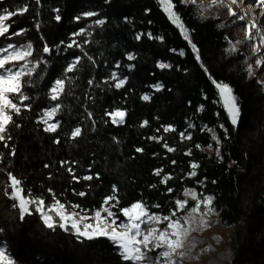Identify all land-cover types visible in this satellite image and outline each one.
<instances>
[{
	"label": "trees",
	"instance_id": "16d2710c",
	"mask_svg": "<svg viewBox=\"0 0 264 264\" xmlns=\"http://www.w3.org/2000/svg\"><path fill=\"white\" fill-rule=\"evenodd\" d=\"M172 3L184 31L158 0H0V14L27 8L6 21L0 47L31 44L34 67L22 89L29 99L14 98L21 111L0 140V242L15 264L133 262L106 237L48 229L35 203L22 220L5 195L9 173L46 209L58 200L87 216L108 207L123 218V209L141 203L175 218L183 212L178 200L210 196L219 229L203 240L210 249L202 264H264V83L251 69L253 42L230 11L218 17ZM57 79L65 86L52 100ZM217 83L237 97V125ZM56 106L54 119L44 116ZM117 111L125 113L121 124L113 123ZM46 119L59 124L55 132L45 131ZM145 253L148 264H162L158 251Z\"/></svg>",
	"mask_w": 264,
	"mask_h": 264
},
{
	"label": "snow or ice",
	"instance_id": "6c2138e0",
	"mask_svg": "<svg viewBox=\"0 0 264 264\" xmlns=\"http://www.w3.org/2000/svg\"><path fill=\"white\" fill-rule=\"evenodd\" d=\"M164 5V11L168 13L169 17L172 19L173 23H176L178 27L184 31L182 23H179V17L173 11L174 5L172 0H160ZM185 4L189 0H183ZM261 4H264V0H259ZM39 3V0H37ZM193 5L196 4V0H191ZM232 3H238V0H232ZM229 7L228 5H225ZM249 7L252 6L250 3ZM205 11L206 9H200ZM231 15L237 16V13L232 11L229 7ZM27 12V8H21L19 13L10 12L7 9L3 10V14H0V37H5L9 32L10 25L6 23L12 16L17 14H22ZM88 17L96 15L94 12H88L85 14ZM246 15V13H245ZM239 20H244V15L237 16ZM56 19L59 20L60 17L56 16ZM79 19V17L77 18ZM98 24L103 25L104 21H97ZM253 25L248 26V39L251 40V31L250 28ZM21 32L15 33V35H20ZM81 34V33H77ZM187 39V36L185 37ZM264 40V37L261 38ZM72 47V45H68ZM195 48V45H193ZM45 52L50 51L47 47L44 48ZM257 54L259 53V47H256ZM182 54V53H181ZM32 56V45L28 44L26 46L17 47L15 44H7L4 47H0V140H4L7 125L13 121V113L19 114L21 107L18 103L14 102V98H22V100H28L29 96L25 95L22 91L25 81L24 77L31 76L34 73V68H29L28 64L30 61L28 58ZM133 57L129 56V59ZM79 63L77 59L73 64L68 68V72H72L76 65ZM259 63V60L257 61ZM7 65H12V67H6ZM19 65V67H17ZM160 67H167V65L161 64ZM249 73L251 69L249 68ZM125 81H120V84L117 87L122 86ZM65 86V81L63 79L55 80L54 86L51 89L52 100H57L60 94L63 92ZM217 88L219 89V96L222 100V106L227 110V113L231 119L233 125H237L240 116V108L237 103V97L233 94V90L226 84L217 83ZM145 100L149 99L148 96L144 97ZM22 102V101H21ZM59 110V106L53 107L51 110L44 113V116L49 119L54 117V114ZM125 113L117 112L113 114V123H116V117L119 116L120 121L123 122ZM44 123L48 124V120H44ZM59 127L58 123L48 124V127L45 128V131L55 132ZM167 130V129H166ZM81 130L76 128L72 133L73 137L79 136ZM10 138V137H9ZM189 139L191 137H188ZM199 147V146H198ZM140 151V149H138ZM169 151H174V149L169 148ZM14 154V151H13ZM219 155V153H217ZM193 168L198 167L193 164ZM195 175V173H192ZM159 175V172H157ZM8 179L10 183L7 185L11 189L9 194L5 191V195L13 201L12 207H18L20 212V218L23 220L25 215H32L30 210V205L35 203L37 205L35 211L39 213L40 217L43 220L44 225L50 229L55 230L57 227L64 230L65 232L74 230V234L77 237H84L87 240H93L98 237H106L113 243L117 244L120 249H122L121 255L125 261H131L133 264H148L149 257L146 255L144 249L152 251L153 249L149 246L152 245L154 248H166L167 251L162 252L160 255L166 260L170 261V264H176V261L171 260V257L178 251L184 248L185 239L189 235L191 229V220L195 215L199 214L203 216L201 212L200 205L205 203L207 205L212 204V197H206L203 201H198L195 206L190 209L189 215L185 223L189 224V227H185V223H181V219H172V216H175L176 213L173 212L172 216L159 217L156 215L149 214L144 205L141 203L133 204L130 208L123 209V216L127 218V222L118 223L117 218L113 212L108 208H105L104 211L107 212V217L102 216L100 211L95 213V216L91 219L93 223H87L86 221L89 217L81 215L77 211H68L65 204L60 203L58 200L54 204L48 206V210L45 211V202L43 199L33 200L31 198V191L29 190L25 194V189L21 186L22 181L17 179L15 176L8 174ZM85 179H92L91 176L85 177ZM189 193H185L188 195ZM79 195H84V193H79ZM193 200H196V196L193 194ZM114 197H108L106 203ZM178 207L183 210L187 201H177ZM115 205H113L114 207ZM73 208H78L79 205H73ZM209 211L214 212V209L209 208ZM55 212L56 217L59 218V222L49 213ZM167 221L166 228L160 229L152 225ZM148 224V228L145 230L142 226ZM201 227L207 226V221L201 220ZM118 228H123L125 231H118ZM169 229L171 231H169ZM142 237V239L140 238ZM184 253L181 252V256ZM0 264H15L13 258L7 253L6 249L0 248Z\"/></svg>",
	"mask_w": 264,
	"mask_h": 264
},
{
	"label": "rangeland",
	"instance_id": "374dc122",
	"mask_svg": "<svg viewBox=\"0 0 264 264\" xmlns=\"http://www.w3.org/2000/svg\"><path fill=\"white\" fill-rule=\"evenodd\" d=\"M158 1L161 5L162 9L164 10V5L160 2V0H158ZM250 3L252 4L251 7L248 6ZM187 4H192L191 0H189V2ZM196 4L202 5L204 7V9H206L205 12L210 13V15H212V16L215 15V16L219 17L221 15H225L227 13V11H229V7L231 8L232 11L237 13V16L244 15L245 18H244V20H241V21H244L246 23V29H247V36L246 37H247L248 41L253 42L252 52L255 55V60L251 64V69H252L253 74L259 78L260 82L264 83V40L261 39L262 37H264V4H261L259 2V0H238V3H236V4L232 3V0H196ZM225 5H228L229 7H226ZM173 11H174V8H173ZM245 13H246V15H245ZM166 14L169 17L168 13H166ZM170 20L172 21L171 18H170ZM174 24H176V23H174ZM249 25H253L250 28L251 36H252L251 40L248 39V31H249L248 26ZM8 44H13V43H8ZM6 45H4V46H6ZM257 46L259 47V53L258 54L256 52ZM17 47L19 48L21 46H17ZM28 60L30 61V57L28 58ZM258 60H259V63H257ZM6 67H12V65H7ZM17 67H19V65H17ZM28 67L34 68L31 64V61L28 64ZM117 112H119V111H117ZM117 112H115V113H117ZM55 116H56V113L54 114V117ZM54 117L51 119H54ZM116 120H117L116 123H118V124L122 123V122H119L120 121L119 116L116 117ZM123 121H124V118H123ZM192 196L193 195H190L191 202L188 201V203L185 205V208L183 209L182 214L176 216L175 218H172L173 220L181 219V223H185V221L188 218L190 209L193 206H195L198 201H203V199L193 200ZM195 196L197 198V195H195ZM105 208H108V207H105ZM200 208H201V212L204 215L201 216V215L197 214L194 216V218L191 220L192 231H190L189 235L185 239L184 248L182 250H178L171 257V260L176 261V264H202L200 257L202 255L209 254L210 247L203 240L206 238L207 235L218 230L219 227H218V223L216 222L217 221L216 217L214 216V214L211 211H209V208H210L209 205H207L206 202L201 203ZM207 208H208V210H206ZM47 210L48 209L45 208V211H47ZM101 213H102V216L107 217V212H105L103 210ZM113 213L115 214L114 211H113ZM148 213L150 214V212H148ZM49 214L52 215L54 217V219L57 220V222H59V218L56 217L55 212H51ZM81 215H83V214H81ZM84 216H87V215H84ZM94 216H95V214L93 216H87V217H89V219L86 222L87 223H93L94 221L91 218ZM115 216L117 218L118 223L127 222L126 217L123 216V218H122V217L118 216L117 214H115ZM202 219L207 221L206 227L200 226V222ZM213 219H215V220H213ZM211 223H213L214 226H212ZM166 224L167 223L165 221H163L161 223L154 224L152 226L160 228L163 230L166 228ZM148 226L149 225L146 223L142 227L146 230L148 228ZM185 227H189V224L185 223ZM117 230L121 231V232L125 231V229H123V228H118ZM169 231H171V230L169 229ZM82 238H84V237H82ZM140 238L142 239V237H140ZM202 241L204 243H202ZM209 241L212 244H214L213 239L210 238ZM149 247L152 248L153 246L150 245ZM0 248L6 249L7 253L11 256L9 248L5 243L0 242ZM153 250L158 251V255H159L158 257L160 259V263L170 264L169 260H166L165 258H163L160 255L162 252L167 251L166 248H158L157 249V248L153 247ZM144 251H145V249H144ZM181 252L184 253L183 256H181Z\"/></svg>",
	"mask_w": 264,
	"mask_h": 264
}]
</instances>
